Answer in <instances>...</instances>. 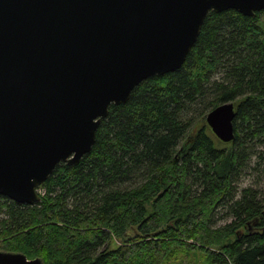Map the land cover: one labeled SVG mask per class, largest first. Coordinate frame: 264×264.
Masks as SVG:
<instances>
[{
  "label": "trees",
  "instance_id": "16d2710c",
  "mask_svg": "<svg viewBox=\"0 0 264 264\" xmlns=\"http://www.w3.org/2000/svg\"><path fill=\"white\" fill-rule=\"evenodd\" d=\"M233 102L234 140L206 114ZM264 9L210 11L181 67L109 106L91 150L32 205L0 196V251L43 264H264ZM261 161V162H260Z\"/></svg>",
  "mask_w": 264,
  "mask_h": 264
},
{
  "label": "water",
  "instance_id": "95a60500",
  "mask_svg": "<svg viewBox=\"0 0 264 264\" xmlns=\"http://www.w3.org/2000/svg\"><path fill=\"white\" fill-rule=\"evenodd\" d=\"M253 17L264 0H0V196L32 205L60 162L79 163L111 104L181 67L210 11ZM236 106L205 116L234 140ZM0 264H43L0 251Z\"/></svg>",
  "mask_w": 264,
  "mask_h": 264
},
{
  "label": "rangeland",
  "instance_id": "374dc122",
  "mask_svg": "<svg viewBox=\"0 0 264 264\" xmlns=\"http://www.w3.org/2000/svg\"><path fill=\"white\" fill-rule=\"evenodd\" d=\"M261 162V161H260ZM254 157L251 158L247 168L241 173L239 178V188L244 186H252L258 190L264 191V162L255 166ZM183 264H192L184 262Z\"/></svg>",
  "mask_w": 264,
  "mask_h": 264
}]
</instances>
